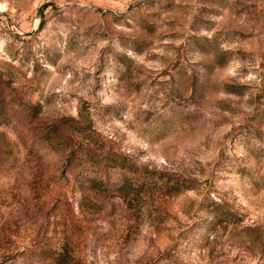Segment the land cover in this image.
Wrapping results in <instances>:
<instances>
[{
    "label": "rangeland",
    "instance_id": "374dc122",
    "mask_svg": "<svg viewBox=\"0 0 264 264\" xmlns=\"http://www.w3.org/2000/svg\"><path fill=\"white\" fill-rule=\"evenodd\" d=\"M0 264H264V0H0Z\"/></svg>",
    "mask_w": 264,
    "mask_h": 264
},
{
    "label": "trees",
    "instance_id": "16d2710c",
    "mask_svg": "<svg viewBox=\"0 0 264 264\" xmlns=\"http://www.w3.org/2000/svg\"><path fill=\"white\" fill-rule=\"evenodd\" d=\"M128 167V166H126ZM122 168V166H121ZM128 171H134V170H131V169H128ZM119 196H122L121 194ZM223 215V218H221V221H228L230 219V215L228 212H226V214L224 213ZM214 224H216V222H213ZM243 238L242 240H244L245 242L247 243H254L257 241V236H255L254 232L252 231H246L244 234H242Z\"/></svg>",
    "mask_w": 264,
    "mask_h": 264
}]
</instances>
